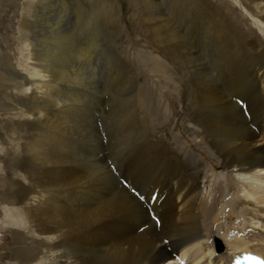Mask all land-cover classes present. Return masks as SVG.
Wrapping results in <instances>:
<instances>
[{
	"label": "bare ground",
	"instance_id": "obj_1",
	"mask_svg": "<svg viewBox=\"0 0 264 264\" xmlns=\"http://www.w3.org/2000/svg\"><path fill=\"white\" fill-rule=\"evenodd\" d=\"M67 1L81 20V0H30L24 70L0 74L16 264L264 261V0H121L104 44L54 17Z\"/></svg>",
	"mask_w": 264,
	"mask_h": 264
},
{
	"label": "rangeland",
	"instance_id": "obj_2",
	"mask_svg": "<svg viewBox=\"0 0 264 264\" xmlns=\"http://www.w3.org/2000/svg\"><path fill=\"white\" fill-rule=\"evenodd\" d=\"M82 1L83 0H81L82 4L81 3L80 4L83 5L85 13L83 14L81 20L74 19L75 17L73 15H71V13H70L69 6H70L72 1H67L68 7L60 4V7H58L57 10L55 9L56 12H55L54 17H56L57 14H60L63 25L66 24L65 26L68 29L71 28L70 30L78 29V32L80 34H81L80 30H85V28L84 27L75 28L76 24H81V25H85V26L89 25V27H91L92 29H94V28H95V30L97 29L96 31L98 33V37L100 36L99 40L101 39L100 41L102 44L106 43L105 40H102V39H106V37H107L104 31H106L108 26H114L115 25L117 30H121L127 24V21L124 20L119 15L118 10L120 9L119 6L121 3V0L120 1L119 0H112V1L111 0H108V1L107 0H93V1L92 0H89V1L84 0L83 1L84 3ZM29 2H30V0H3V6H2V2L0 3V52H1L0 53V74L3 75L4 78L6 76L5 70L9 68V66H10L9 64H11V66L13 65L15 68H18V70H20V71L24 70L23 68H24V64H25L24 63L25 57H23V56H25V53H24V47L25 46L23 44L20 29H21V23H22V15L28 13V10H31L28 7ZM92 2H95V3H92ZM86 3H88V4H86ZM1 6H2V8H1ZM165 9H166V7L163 6L161 8V11H164ZM239 9H240V7H239ZM47 10L48 9H46V11ZM39 11L40 12L42 11V9L40 7L37 8V13L39 16V18H37V19H38L39 24H38V28L36 29V31H38L40 33L43 30L42 28L45 27V21L42 18V16H45L44 15L45 11H42L41 14ZM151 11L153 12L154 9H151ZM137 13L138 12H136L134 14V17L132 19H130L129 22H131L133 19H135V15ZM88 14H91L92 19L90 18V16H88ZM105 14H106V16H105ZM53 15L54 14H52V18H54ZM102 16H103V18H102ZM246 18H245V20H246ZM68 20H69V22H68ZM248 20L249 19H247V22H249V24L251 25V22ZM91 24L92 25L94 24V25L92 26ZM84 32H85V34L88 33L86 30ZM101 43H100V46H102ZM107 47H108V43L105 45V47H103L104 49H107V50H104V49L103 50L105 52H107L108 55H104L103 58L104 59L107 58L106 60L114 59L113 56H114L115 47L114 46H110L109 48H107ZM100 49L102 50V48H100ZM139 51H140V49L135 51L134 48H130L127 53H128L130 58L136 57V56H140V58L141 57L143 58L142 54ZM97 56L101 57V62L104 61V59L102 58V55H100L99 52L97 53ZM109 57H111V58H109ZM132 63L134 65H137L136 64L137 61H135V60H133L131 62V64ZM99 67H101V68H99ZM99 67L97 66V68H98V70L96 68L97 71H99V69H101V70L103 69L101 65ZM101 79H102V77L100 78V80ZM2 83L4 84V80L2 81ZM149 86H150V84L147 83L146 89L148 90V92H150V88H148ZM152 87L155 91V93L151 94V95H153L152 105L154 107H158L161 110H163L165 108L166 104H165L163 99H160L158 97L159 95L157 96L158 89L156 91V86L154 84H152ZM3 89H4V87H2L0 89L1 90L0 100L4 102L5 99L3 97V92H2ZM242 101H243L242 99H239V98L236 99V103L242 109L244 117L248 120V122H250V112L246 109V106L243 104ZM0 104H2V103H0ZM7 117L8 116L4 112L0 111V197H1V193L3 192V190H5V186H6V183L9 179V175H10V171H8L9 169L7 170L6 161H4L5 160L4 159L5 158L4 152L6 153V151H4V150H6V149L10 150V148L14 145L13 138L8 134V132L4 126L5 125L4 120ZM101 123H103V122H101ZM102 129H103V126H102ZM9 142H10V144H8ZM4 216H5L4 204L0 200V264H16V260H14V255L22 245L20 244V242L14 241L11 230L19 229L22 231L23 228L22 227H19V228L13 227V225H9L8 219L6 218L7 219L6 220ZM125 223L126 224H132L135 222H125ZM148 223L149 222H137V224H140V225H145ZM162 223H165V222H162ZM212 241H213L214 249L216 252L217 251L219 253L224 252L225 247L221 251L218 250V247H219L218 243L220 242L221 244H223L222 241L220 240V238L217 237Z\"/></svg>",
	"mask_w": 264,
	"mask_h": 264
},
{
	"label": "water",
	"instance_id": "obj_3",
	"mask_svg": "<svg viewBox=\"0 0 264 264\" xmlns=\"http://www.w3.org/2000/svg\"><path fill=\"white\" fill-rule=\"evenodd\" d=\"M220 245H221V243L219 242V243H218V246H220Z\"/></svg>",
	"mask_w": 264,
	"mask_h": 264
}]
</instances>
